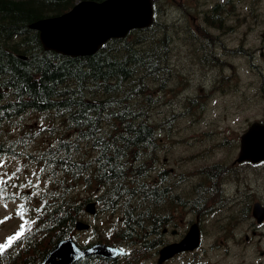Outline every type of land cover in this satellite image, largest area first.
Here are the masks:
<instances>
[{
	"label": "trees",
	"instance_id": "obj_1",
	"mask_svg": "<svg viewBox=\"0 0 264 264\" xmlns=\"http://www.w3.org/2000/svg\"><path fill=\"white\" fill-rule=\"evenodd\" d=\"M75 2L0 0V152L19 154L24 148L29 151V145L41 139L39 147L29 153L34 154L37 165L46 163L55 175L53 185L47 186L52 190L48 188L38 195L41 205L31 207L35 223L11 255L14 264H41L47 250L73 232L75 221L83 218L86 200L71 191L82 181L88 186L95 182L105 185L110 209L124 214V229L119 233L122 238L133 232L145 243L146 232L158 223L159 216L146 214L147 210L130 218L128 215L132 213L130 197L137 191L135 185H139L137 172L142 170L141 164L137 167L144 154L141 149L155 143L158 124L171 121H156L150 116L154 91H146L151 85H155L154 89L165 87L169 79L168 56L175 37L174 26L156 16L150 28L110 39L97 52L86 56L45 50L38 32L29 24L62 13ZM196 98L190 99V104L204 109L205 104ZM29 115L45 120L48 129L26 124ZM84 120L88 123H80ZM43 131L48 133L37 134ZM98 137L116 150L114 153L110 149L108 158L121 167V172L111 167L105 171L97 159L100 152L90 158L81 150L83 142L99 149ZM45 140L53 141V146H47ZM115 155L122 159L117 161ZM128 169L133 170L128 178L132 183L126 181ZM65 176L70 182L65 181ZM125 189L127 195L123 194ZM148 201L156 203L151 210H163L164 205L154 198L143 202ZM152 220L155 222L149 226ZM86 261L85 258L80 264H87ZM0 264H4L1 259Z\"/></svg>",
	"mask_w": 264,
	"mask_h": 264
},
{
	"label": "rangeland",
	"instance_id": "obj_2",
	"mask_svg": "<svg viewBox=\"0 0 264 264\" xmlns=\"http://www.w3.org/2000/svg\"><path fill=\"white\" fill-rule=\"evenodd\" d=\"M181 3V0H171L170 3L161 1L159 17L168 21L170 26H174V21H178L180 18ZM187 8L191 9L190 6ZM183 11L184 9H181V15L189 22L186 23V26H190L192 15L188 11ZM188 29L192 30L191 27ZM262 34L264 31L252 34L251 43L260 44L259 36ZM189 37L190 33L185 30L180 32L174 41L169 53V69L172 70V73L168 85L166 88L158 86L155 89V97L152 96L154 103L150 109V115L154 120H171L169 123H163L165 129L160 131L161 133L157 136L158 138L162 137L159 144L161 150L159 156L161 161L163 158L162 165L172 171V178L177 177L175 180L179 188L187 186L192 181H197L198 175L204 170H212L213 165L222 164L225 161L230 163L236 158V155L233 157V153H227L231 149L230 147H221L211 140L207 131V123H209L208 130H212L218 125L226 131H231L236 137L251 121L259 119L264 114V101L261 103L251 101L248 104H243L236 103L238 96H210L207 99L208 109H201L199 106H192L185 99L187 97H183L186 92H190L191 89L193 91L199 86L198 80L193 81L196 74L191 67L189 50L186 46L181 47L180 40L188 46L192 45L188 42ZM193 44H199V39L195 38ZM177 76L183 77L182 80L180 81ZM240 77L244 82H247V86L251 82V86L253 85V71L247 70V67L240 70ZM152 87L154 89L155 85ZM173 111L177 113L175 116L172 115ZM167 116L169 117L167 118ZM28 122L36 126L47 124L46 121H40L34 117H30ZM47 133L37 132L42 135ZM38 143L39 140H35L30 144L29 148H32L30 151H35L39 147ZM29 162H31L30 165H28ZM238 168L241 172L239 181L225 180L222 182L221 188L229 189V205L225 206L223 212H214L212 216L205 217L203 230L206 239L203 247L166 264H189L188 260L195 254L200 258L201 264H264V226L259 231L258 223L252 215L254 203L264 200V168H254L252 165H242L236 167V170ZM41 169L28 155H0V176L10 184V187L5 189L18 193L17 195L12 194V198L0 197V244L7 243L8 238L20 231L22 225L25 228L24 234L27 232L28 224L25 221H29L30 217L20 210V205L24 204V201L20 198L19 191H26L33 195L37 189L41 188V184L48 182L50 178L47 177V171L44 170L45 168L43 171ZM13 173H15L14 176ZM9 176L12 177L11 180H8ZM86 195H93L92 198L96 199L93 193ZM184 195L188 196L187 192H184ZM24 205L26 206V204ZM207 206H212V204ZM194 212L188 206L178 211L180 224L177 228L181 232L187 229L186 223L195 217ZM86 216L85 219L92 226L98 225L99 231L103 228L108 229L113 221V216L109 212L99 211L94 216L90 214H86ZM229 216H232L233 221L228 219ZM107 231L104 234H107ZM92 232L77 231L76 234L78 239L85 243L95 237ZM247 235H249L248 239ZM13 245L15 246V241ZM153 254L144 256L139 253L138 255L146 264H156ZM141 260L140 262H143ZM125 261L121 260L119 264H125Z\"/></svg>",
	"mask_w": 264,
	"mask_h": 264
},
{
	"label": "water",
	"instance_id": "obj_3",
	"mask_svg": "<svg viewBox=\"0 0 264 264\" xmlns=\"http://www.w3.org/2000/svg\"><path fill=\"white\" fill-rule=\"evenodd\" d=\"M153 14L151 0H83L68 12L39 19L31 24L40 32L45 48L70 55L94 53L110 37L125 36L135 27L151 23ZM257 161L264 159V125L253 123L242 136L238 160ZM94 211V204L88 206ZM77 228H88L79 221ZM199 230L193 225L187 236L178 243L167 245L161 250L162 258L183 249H193L199 244ZM123 251L112 246L97 243L88 248H80L72 237L61 240L47 254V264H71L88 254L116 257Z\"/></svg>",
	"mask_w": 264,
	"mask_h": 264
},
{
	"label": "flooded vegetation",
	"instance_id": "obj_4",
	"mask_svg": "<svg viewBox=\"0 0 264 264\" xmlns=\"http://www.w3.org/2000/svg\"><path fill=\"white\" fill-rule=\"evenodd\" d=\"M204 3L205 7L198 8L199 11H202L201 13H204V17H201L198 22V17L195 16V29L204 34L196 47V59L199 64L207 67L211 88L221 92L226 91L229 80L235 78L234 74H230V66H244L248 62L255 68L253 82H256L257 85L254 96L258 102H263L264 42L261 45L249 43L247 42V34L264 31V0H206ZM237 77L243 81L239 75ZM204 199L208 200L197 203L198 205L194 209L195 217L193 220H198L201 223L205 220L208 212L210 214L218 211L223 212L226 208L225 203L220 199L215 200L212 206H207L210 200L208 195L202 201ZM147 206L148 204L144 205V207ZM228 219L232 220L230 217ZM154 222L153 220L150 221L149 226L153 225ZM157 222L155 228L149 229L148 233L146 232L145 243L142 242L143 240L141 242L137 240L136 244H141V249L144 247L143 254L154 253L155 263L162 264L164 259H160V247L170 243V241L180 240L182 232L177 228L180 221L175 212L169 213L168 217L159 215ZM246 238L248 239L249 236ZM129 253L127 258L129 255L134 258L137 252ZM197 258L198 255L195 254L191 260L196 261ZM142 264H146L144 260Z\"/></svg>",
	"mask_w": 264,
	"mask_h": 264
},
{
	"label": "snow or ice",
	"instance_id": "obj_5",
	"mask_svg": "<svg viewBox=\"0 0 264 264\" xmlns=\"http://www.w3.org/2000/svg\"><path fill=\"white\" fill-rule=\"evenodd\" d=\"M89 111H91L89 109ZM86 117L88 116V112H85L84 114ZM92 118L89 117L88 120H91ZM88 120H84V121H80V123H88ZM96 144H97V147L100 149V156L97 158L99 160V163L100 165L102 166V168L107 171L110 167L111 168H115L117 170V172H121V167L118 165V164H113L112 163V158H108V152L109 150H113V152L115 153L116 150L113 148V146L111 144H109L106 140H104L103 137H98L97 141H96ZM114 158L119 161L120 159H122L121 156L119 155H115ZM41 171H43V169H41ZM13 176L15 175V173L12 174ZM33 175H35V173H33ZM11 176L8 177V180H11ZM7 183V181H5L3 179L2 176H0V197L4 196L5 194V188L3 187V185H5ZM29 184H31V181H29ZM18 193H13V195H17ZM124 195H127L128 194V189H125L124 192H123ZM35 195V193H34ZM5 207H7V205H5ZM20 210L21 212H27V208L24 204H21L20 205ZM37 212L40 211V209H37L36 210ZM38 219V217H37ZM26 224L28 223H31V224H34L35 223V220H29V221H25ZM24 232H25V228L24 226L22 225L21 228H20V231H17L15 233V235L13 236H10L8 238V241L7 243L5 244H0V254H3L5 249H8L12 246L13 242L14 241H17L18 239H20L23 235H24Z\"/></svg>",
	"mask_w": 264,
	"mask_h": 264
}]
</instances>
